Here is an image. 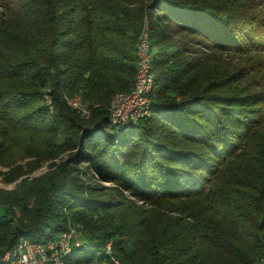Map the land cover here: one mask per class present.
<instances>
[{
	"label": "trees",
	"instance_id": "obj_1",
	"mask_svg": "<svg viewBox=\"0 0 264 264\" xmlns=\"http://www.w3.org/2000/svg\"><path fill=\"white\" fill-rule=\"evenodd\" d=\"M236 1L0 0V253L71 222L66 264H264V3ZM146 23L151 115L116 128Z\"/></svg>",
	"mask_w": 264,
	"mask_h": 264
},
{
	"label": "built area",
	"instance_id": "obj_2",
	"mask_svg": "<svg viewBox=\"0 0 264 264\" xmlns=\"http://www.w3.org/2000/svg\"><path fill=\"white\" fill-rule=\"evenodd\" d=\"M154 80L151 42L146 23L137 44L134 84L129 92L115 94L110 102L111 126H134L151 115L150 94ZM66 101L81 116L89 117L90 110L80 97H66ZM82 234L83 231L76 224L69 222L65 230L43 243L20 238L13 247L0 253V264H66L73 249L82 245ZM110 250L111 243H108L106 253H110Z\"/></svg>",
	"mask_w": 264,
	"mask_h": 264
},
{
	"label": "rangeland",
	"instance_id": "obj_3",
	"mask_svg": "<svg viewBox=\"0 0 264 264\" xmlns=\"http://www.w3.org/2000/svg\"><path fill=\"white\" fill-rule=\"evenodd\" d=\"M232 1V0H231ZM233 1H236V0H233ZM258 1V4H259V7H261V5H263L264 3V0H254L252 1V3L254 2H257ZM237 5L238 6H249L252 4L251 3V0H238L236 1ZM248 3V5H247ZM260 9V8H259ZM247 58V57H246ZM233 60H236V58H233ZM248 60V58H247ZM249 62V61H248ZM251 62V61H250ZM249 62V63H250ZM242 63H243V60H242ZM244 63H247V61H245ZM252 63V62H251ZM250 80V79H249ZM261 82V83H264V56H263V60H262V63H261V68H260V75L259 77H255V78H252V84L250 85V88H252L253 90H259L260 89V86L258 85V83ZM256 85V86H255ZM90 116V115H89ZM61 161V159H58L56 160L57 163H59ZM17 165V164H16ZM25 165V164H24ZM49 165H50V162H47L45 164H43L39 169L35 170L34 172H32L30 174V177H37V176H40L42 175L43 173H45L46 171H48L49 169ZM84 166V165H83ZM25 168V167H24ZM0 169L4 172H9V170L11 168L9 167H0ZM18 181H15V182H11V183H8V182H5L4 181V177H1L0 178V187H3V188H6V189H12L18 182ZM103 185H107V186H111V184L109 182H103ZM4 212V207L2 205H0V215L3 214Z\"/></svg>",
	"mask_w": 264,
	"mask_h": 264
},
{
	"label": "water",
	"instance_id": "obj_4",
	"mask_svg": "<svg viewBox=\"0 0 264 264\" xmlns=\"http://www.w3.org/2000/svg\"><path fill=\"white\" fill-rule=\"evenodd\" d=\"M116 128H119V127L116 126Z\"/></svg>",
	"mask_w": 264,
	"mask_h": 264
}]
</instances>
